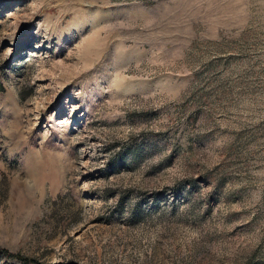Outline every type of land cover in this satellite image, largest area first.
Here are the masks:
<instances>
[{"label":"rangeland","instance_id":"1","mask_svg":"<svg viewBox=\"0 0 264 264\" xmlns=\"http://www.w3.org/2000/svg\"><path fill=\"white\" fill-rule=\"evenodd\" d=\"M264 264V0H0V264Z\"/></svg>","mask_w":264,"mask_h":264},{"label":"trees","instance_id":"2","mask_svg":"<svg viewBox=\"0 0 264 264\" xmlns=\"http://www.w3.org/2000/svg\"><path fill=\"white\" fill-rule=\"evenodd\" d=\"M17 259H19L20 261H22V263H27V262L34 263V264L36 263L33 260H29V259L22 258V257H18Z\"/></svg>","mask_w":264,"mask_h":264}]
</instances>
